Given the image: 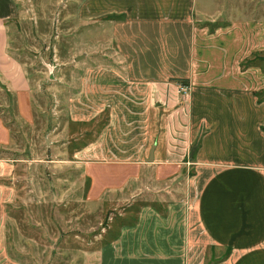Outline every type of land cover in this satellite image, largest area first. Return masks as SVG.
Listing matches in <instances>:
<instances>
[{
	"label": "crops",
	"instance_id": "0c3cea01",
	"mask_svg": "<svg viewBox=\"0 0 264 264\" xmlns=\"http://www.w3.org/2000/svg\"><path fill=\"white\" fill-rule=\"evenodd\" d=\"M195 3L77 5V21L89 31L102 27V54L110 59L89 63L67 101L71 122L96 125L94 138L74 153L116 158L119 152L137 168L186 172L178 198L169 192L165 204L159 198L139 203L135 196L133 221L103 245V262L114 257L113 246L120 264H195L190 249L198 247L196 264L210 256L212 264H264V100L256 96L264 92V70L245 62L264 52V22L236 20L209 29L205 23L212 19ZM13 12L12 0H0V82L26 93L22 65L7 51L6 20ZM7 142L0 121V144ZM8 168L0 162V178ZM13 196L0 181V244L4 204Z\"/></svg>",
	"mask_w": 264,
	"mask_h": 264
},
{
	"label": "rangeland",
	"instance_id": "374dc122",
	"mask_svg": "<svg viewBox=\"0 0 264 264\" xmlns=\"http://www.w3.org/2000/svg\"><path fill=\"white\" fill-rule=\"evenodd\" d=\"M12 1L7 51L21 63L28 90L13 93L0 82V121L8 130L0 162L9 165L0 181L14 191L4 204L0 264H120L113 246L114 257L102 261L103 245L117 237L120 225L133 221L135 196L139 203L159 198L165 204L169 192L178 198L186 172L137 168L119 152L118 158L74 153L94 138L96 125L71 122L67 101L78 92L89 63L110 59L102 54V27L89 31L77 21L81 0ZM195 6L212 19L205 23L209 29L236 20L264 22V0H196ZM95 37L100 39L93 49ZM258 58L262 67L253 65L263 69L264 52L245 62ZM190 250L196 264L199 248ZM210 257L204 264H212Z\"/></svg>",
	"mask_w": 264,
	"mask_h": 264
},
{
	"label": "trees",
	"instance_id": "16d2710c",
	"mask_svg": "<svg viewBox=\"0 0 264 264\" xmlns=\"http://www.w3.org/2000/svg\"><path fill=\"white\" fill-rule=\"evenodd\" d=\"M257 60H258V61H262L263 59H261V58H260V59H259V58H258V59H253V60H252L251 62H249L248 64H258V65H260V67H262V65L260 64V62H258V63L256 62ZM263 69H264V68H263ZM179 82L183 83V82H185V80L180 79ZM256 96L258 97V99H260V100L262 99V98L260 97V96H261L260 92H257V93H256Z\"/></svg>",
	"mask_w": 264,
	"mask_h": 264
},
{
	"label": "built area",
	"instance_id": "2783aa9c",
	"mask_svg": "<svg viewBox=\"0 0 264 264\" xmlns=\"http://www.w3.org/2000/svg\"><path fill=\"white\" fill-rule=\"evenodd\" d=\"M179 90L182 92L183 95H186V87L180 85Z\"/></svg>",
	"mask_w": 264,
	"mask_h": 264
}]
</instances>
